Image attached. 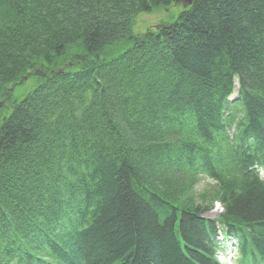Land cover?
Instances as JSON below:
<instances>
[{
	"label": "trees",
	"instance_id": "16d2710c",
	"mask_svg": "<svg viewBox=\"0 0 264 264\" xmlns=\"http://www.w3.org/2000/svg\"><path fill=\"white\" fill-rule=\"evenodd\" d=\"M173 2L0 0V264H218V230L264 264V181L226 133L264 159V0H193L133 33Z\"/></svg>",
	"mask_w": 264,
	"mask_h": 264
},
{
	"label": "rangeland",
	"instance_id": "374dc122",
	"mask_svg": "<svg viewBox=\"0 0 264 264\" xmlns=\"http://www.w3.org/2000/svg\"><path fill=\"white\" fill-rule=\"evenodd\" d=\"M182 9L181 5L179 4H173L172 6L168 7V8H154L151 11H146V12H141L135 15L134 17V27H133V33L135 34H143L146 31L150 30V31H154L156 26L159 24H163V23H167V22H171L173 21L179 11ZM19 19L25 21L28 20V22L31 24L33 23V20L37 19L36 17H27L26 19H23V17H18ZM14 22H16V20H14ZM0 30H2V28L4 30H6V28L3 26L4 24L6 25L7 28H9V26H11L10 24H7V21L3 22V20L0 22ZM25 27L24 30L22 32H24L25 30H32L30 28H27L29 25H27V23H25ZM12 28V26H11ZM13 35V33H12ZM3 39L2 36H0V40ZM120 48L119 47H115L112 48L110 51H114L113 54H116L115 52H117ZM120 52V51H118ZM117 52V53H118ZM33 86L32 83V78H27V80L25 82H23L22 84H19L18 86H16L12 91V95L14 98L19 99L21 98L26 92H28V90ZM203 179L199 181V183L189 189V190H184L181 193L182 199L185 197H197V195H199V193L201 192V190L205 187V185H207L208 180L204 177H202ZM180 196V195H179ZM180 196V199H181ZM217 203H214V205L212 207H210L208 210H205V212H203V217L207 218V219H217L221 209L220 207H217Z\"/></svg>",
	"mask_w": 264,
	"mask_h": 264
},
{
	"label": "bare ground",
	"instance_id": "6f19581e",
	"mask_svg": "<svg viewBox=\"0 0 264 264\" xmlns=\"http://www.w3.org/2000/svg\"><path fill=\"white\" fill-rule=\"evenodd\" d=\"M37 27H38V24H36V28ZM231 92L232 93L235 92L234 87L232 88ZM226 98L233 100L230 96H227ZM225 111L226 110H223L222 113H224ZM233 130H235V129H233ZM231 146H232V151L237 158H242L241 155L239 154V152H242L246 148L248 149L249 160H244V162L249 163L248 164L249 165L248 170L251 172V174L261 180L260 176H261V174L264 173V159L262 160V158H260V156H262V154H261L262 150L257 148L256 139H255V142H253L252 139H249V137H247L245 139H241L239 141L232 143ZM262 146H264V143L262 144ZM218 205L222 211L221 203L218 202Z\"/></svg>",
	"mask_w": 264,
	"mask_h": 264
},
{
	"label": "water",
	"instance_id": "95a60500",
	"mask_svg": "<svg viewBox=\"0 0 264 264\" xmlns=\"http://www.w3.org/2000/svg\"><path fill=\"white\" fill-rule=\"evenodd\" d=\"M176 1L181 2L183 6H187L192 2V0H176ZM23 79H26V77H24Z\"/></svg>",
	"mask_w": 264,
	"mask_h": 264
}]
</instances>
